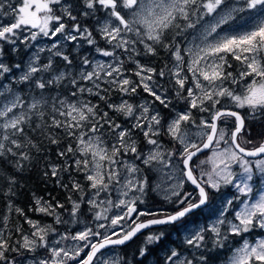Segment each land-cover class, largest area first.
<instances>
[{"label": "snow or ice", "instance_id": "6c2138e0", "mask_svg": "<svg viewBox=\"0 0 264 264\" xmlns=\"http://www.w3.org/2000/svg\"><path fill=\"white\" fill-rule=\"evenodd\" d=\"M0 205V264H264V0H0Z\"/></svg>", "mask_w": 264, "mask_h": 264}, {"label": "trees", "instance_id": "16d2710c", "mask_svg": "<svg viewBox=\"0 0 264 264\" xmlns=\"http://www.w3.org/2000/svg\"><path fill=\"white\" fill-rule=\"evenodd\" d=\"M73 46L72 45H67L65 46V51H69L72 50ZM90 53H92V50L87 46L84 45L82 48L80 49H75L74 51H72V56L75 59L79 54H87L89 55ZM20 57H17V59H19ZM141 59L145 60L146 62H148L149 60H152L153 64H155L156 66H161L163 60L165 59L164 53L161 52V55L159 58H148V57H142ZM142 92V90H141ZM142 95H145V93H141ZM115 100H119L118 96H114L113 97ZM93 102H97L96 98H93ZM179 106V105H177ZM107 110V109H105ZM163 114L168 117L169 113L167 112V110H163ZM115 115V114H113ZM119 119H123V117H119ZM256 132L258 131V129L254 126L253 130ZM42 169H43V165H38L36 169H33L31 171H26L25 173L20 175V184L22 185L18 196L15 198L17 204L24 208L25 210H27V208L31 205L32 200H31V193L35 192L37 195H48L51 194V196L55 195L54 197L56 198H62V192L61 189L56 186L55 182L53 179H49L47 181L44 180V177L42 175ZM189 188H191V186H188ZM150 196L152 197L151 199L153 201H155L156 197L154 196L153 193H150ZM0 207H2V205H0ZM28 215H34V213L30 212L28 213ZM14 222V221H13ZM237 240L239 238H236ZM141 237H137L135 238L133 241L129 242L128 245L126 247H121L119 248V251L121 253V255L123 254H127V258L128 259H132L133 256V252L137 249V247L139 246V241H141ZM156 258H158V255H153ZM147 260L144 262V264L146 263ZM133 264H135V262L133 261Z\"/></svg>", "mask_w": 264, "mask_h": 264}, {"label": "rangeland", "instance_id": "374dc122", "mask_svg": "<svg viewBox=\"0 0 264 264\" xmlns=\"http://www.w3.org/2000/svg\"><path fill=\"white\" fill-rule=\"evenodd\" d=\"M41 43H43V44H50L51 43V41H46V40H42L41 41ZM62 43H64L63 41H62ZM77 50V49H76ZM92 53H90L89 55H91ZM142 58V57H141ZM140 58V59H141ZM97 59H101V57H98L97 56ZM142 60V62H146L145 60H143V59H141ZM129 67H133L132 65H129ZM142 92H140V95H138L137 97H135V102H139L140 100H142V99H144L146 96L145 95H142L141 94ZM94 100V99H93ZM95 103V102H94ZM179 106H177L178 108H182V107H184L182 104H178ZM246 111V110H245ZM252 134L253 135H256L255 134V131H252ZM164 139V141H165V143H168V141H167V138L165 137V138H163ZM169 146H170V144H169ZM201 158H203V157H201ZM57 186V185H56ZM190 186V185H189ZM61 189V188H60ZM190 189V188H189ZM228 193H231L232 192V189H227L226 190ZM61 192H62V198H57V199H59V200H61V201H63V200H65L66 199V193L64 192V190L63 189H61ZM154 194V196L156 197V199H155V201H153L151 198V196H150V194H149V197H148V199H147V203H146V205H142L141 207H149V208H153V209H155V208H159V207H161V205H160V203H159V197L158 196H156L155 195V193H153ZM41 196H44L45 197V199H48V198H50V197H54L55 195H53V196H51V194H48V195H41ZM164 207H167V205H164ZM30 217H32V218H34V219H44L46 222H49V223H51L52 222V220H51V218L50 217H41L39 214H37V213H34V215H29ZM65 216H66V214H65ZM15 222V221H14ZM13 222V223H14ZM61 231H63L64 229H63V227L62 226H57ZM174 235V234H173ZM172 235V236H173ZM257 236H264V232H259L258 230L256 231V232H254V233H252V235L250 236V239H252V240H254ZM141 239H143V237L141 236ZM167 241H165V243H166ZM139 243H140V241H139ZM234 246H236V247H238L239 246V244L237 243V244H235ZM117 251L118 252H120L119 251V248L117 249ZM159 254H160V252H159ZM147 264H157V259H155V257L153 256V255H150L149 257H148V259H147V262H146Z\"/></svg>", "mask_w": 264, "mask_h": 264}, {"label": "flooded vegetation", "instance_id": "af4514ba", "mask_svg": "<svg viewBox=\"0 0 264 264\" xmlns=\"http://www.w3.org/2000/svg\"><path fill=\"white\" fill-rule=\"evenodd\" d=\"M173 234H174V235L171 237V240H172V241H175V240H177V235H176L175 233H173ZM181 238H182V237H181ZM166 243H168V241H167ZM170 246H171V245H170ZM163 255H164V253H163L162 251L160 252V254L158 253V256L161 257V258L163 257Z\"/></svg>", "mask_w": 264, "mask_h": 264}]
</instances>
